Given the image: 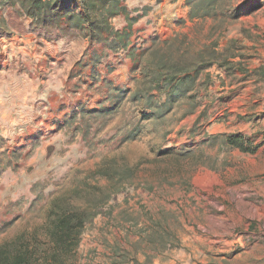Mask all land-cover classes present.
Masks as SVG:
<instances>
[{
	"label": "rangeland",
	"instance_id": "rangeland-1",
	"mask_svg": "<svg viewBox=\"0 0 264 264\" xmlns=\"http://www.w3.org/2000/svg\"><path fill=\"white\" fill-rule=\"evenodd\" d=\"M127 5L146 15L138 44L148 52L134 71L126 54L110 57L112 79L129 91L116 102L102 84L65 87L87 51L82 33L42 34L4 11L0 244L42 226L59 197L95 200L108 182L91 173L104 167L118 189L119 177L131 185L65 264H264V0H195L192 14L185 0ZM160 64L203 69L171 111L146 117ZM231 134L257 151L227 147Z\"/></svg>",
	"mask_w": 264,
	"mask_h": 264
},
{
	"label": "trees",
	"instance_id": "trees-1",
	"mask_svg": "<svg viewBox=\"0 0 264 264\" xmlns=\"http://www.w3.org/2000/svg\"><path fill=\"white\" fill-rule=\"evenodd\" d=\"M127 1L0 0V20L4 11L12 8L16 9L36 32L46 35L68 31L82 33L88 43L87 51L83 60L78 61L71 69L65 87L78 80V90L85 86V93L88 94L93 87L102 84L105 90L112 91L116 102L117 98L125 96L129 91L119 87L112 79L114 66L109 61L110 57L120 53L126 54L131 70L134 71L140 69L148 52V48L142 49L138 44L141 33L138 24L146 15H139L137 10H131ZM153 1L157 5L163 2ZM178 1L181 0H173ZM193 1L195 0H185L187 7L191 8V14ZM119 18L125 21L121 28L114 25V21ZM202 69L188 71L175 65H153L150 69L152 74L149 75L150 85L145 90V110L149 113L143 111L142 114L147 117L153 114L155 108L171 111L177 103V100H174L179 96L176 95L177 92L189 79L193 82ZM140 92L137 90L134 96ZM107 99L109 97L102 98ZM223 143L242 153L253 154L258 149L252 148L251 142L239 135H227ZM91 176L107 180V190L97 188L99 194L95 200H67L62 197L55 199L42 226L31 233L19 234L0 244V264H65V261L73 257L86 227L103 214L105 207L122 193L123 188L131 185V175L130 179L119 177L117 181L121 189H118L112 183L114 177L111 171L104 167L92 172Z\"/></svg>",
	"mask_w": 264,
	"mask_h": 264
},
{
	"label": "crops",
	"instance_id": "crops-1",
	"mask_svg": "<svg viewBox=\"0 0 264 264\" xmlns=\"http://www.w3.org/2000/svg\"><path fill=\"white\" fill-rule=\"evenodd\" d=\"M234 60H240V59L237 57V58H234ZM251 89H252L251 86L245 85V87H243L241 90L251 92ZM251 94H252V92H251Z\"/></svg>",
	"mask_w": 264,
	"mask_h": 264
},
{
	"label": "bare ground",
	"instance_id": "bare-ground-1",
	"mask_svg": "<svg viewBox=\"0 0 264 264\" xmlns=\"http://www.w3.org/2000/svg\"><path fill=\"white\" fill-rule=\"evenodd\" d=\"M256 209V208H255ZM257 211V210H256Z\"/></svg>",
	"mask_w": 264,
	"mask_h": 264
}]
</instances>
